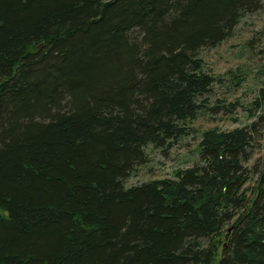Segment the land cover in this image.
Instances as JSON below:
<instances>
[{"label":"trees","instance_id":"obj_1","mask_svg":"<svg viewBox=\"0 0 264 264\" xmlns=\"http://www.w3.org/2000/svg\"><path fill=\"white\" fill-rule=\"evenodd\" d=\"M263 7L0 0V264H264L263 115L204 130L173 178L125 185L208 108L200 51Z\"/></svg>","mask_w":264,"mask_h":264},{"label":"rangeland","instance_id":"obj_2","mask_svg":"<svg viewBox=\"0 0 264 264\" xmlns=\"http://www.w3.org/2000/svg\"><path fill=\"white\" fill-rule=\"evenodd\" d=\"M199 56L207 72L217 80L207 96L208 108L186 121L185 134L168 146L148 145L146 161L135 167L125 180L126 186L173 178L177 170L199 162V141L204 130H230L264 116V100L259 108L254 104L261 97L259 89L264 87V7L244 15L231 36L214 48L203 49ZM218 105V110L213 109ZM256 159L264 162L262 150H256L248 165H253ZM255 179L253 175L249 185Z\"/></svg>","mask_w":264,"mask_h":264}]
</instances>
